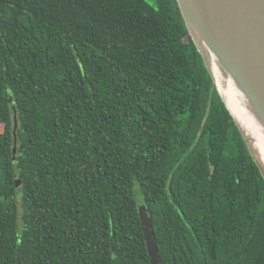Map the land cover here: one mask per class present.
Returning <instances> with one entry per match:
<instances>
[{
  "label": "trees",
  "instance_id": "1",
  "mask_svg": "<svg viewBox=\"0 0 264 264\" xmlns=\"http://www.w3.org/2000/svg\"><path fill=\"white\" fill-rule=\"evenodd\" d=\"M136 190L161 264H264V180L177 1L0 0V264H151Z\"/></svg>",
  "mask_w": 264,
  "mask_h": 264
},
{
  "label": "water",
  "instance_id": "2",
  "mask_svg": "<svg viewBox=\"0 0 264 264\" xmlns=\"http://www.w3.org/2000/svg\"><path fill=\"white\" fill-rule=\"evenodd\" d=\"M188 33L201 54L214 86L237 126L244 144L264 180V0H176ZM231 86L241 107L253 120L250 131L232 113L223 91ZM226 91V90H225ZM12 101V98L9 100ZM13 159L17 150L14 107ZM21 184L15 180V186ZM139 220L151 264H161L146 207Z\"/></svg>",
  "mask_w": 264,
  "mask_h": 264
},
{
  "label": "bare ground",
  "instance_id": "3",
  "mask_svg": "<svg viewBox=\"0 0 264 264\" xmlns=\"http://www.w3.org/2000/svg\"><path fill=\"white\" fill-rule=\"evenodd\" d=\"M226 90V91H225ZM223 91V94L227 98V102L229 104V107L234 114L235 118L239 121L242 122L250 131H254V133L257 130L256 125L254 124L253 120L251 117L248 116V114L245 112L244 108L241 107L239 99L236 95V93L233 91L231 86H227V88ZM258 136V145L262 148L264 151V138L261 135Z\"/></svg>",
  "mask_w": 264,
  "mask_h": 264
},
{
  "label": "rangeland",
  "instance_id": "4",
  "mask_svg": "<svg viewBox=\"0 0 264 264\" xmlns=\"http://www.w3.org/2000/svg\"><path fill=\"white\" fill-rule=\"evenodd\" d=\"M135 201L138 205V208L141 206H144L142 195L140 194L138 190H136Z\"/></svg>",
  "mask_w": 264,
  "mask_h": 264
}]
</instances>
